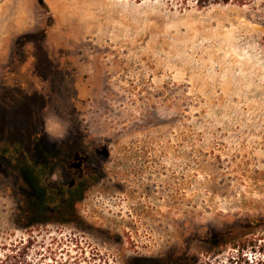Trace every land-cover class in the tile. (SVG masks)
<instances>
[{
  "label": "rangeland",
  "instance_id": "1",
  "mask_svg": "<svg viewBox=\"0 0 264 264\" xmlns=\"http://www.w3.org/2000/svg\"><path fill=\"white\" fill-rule=\"evenodd\" d=\"M42 2L0 0V264L262 260L264 0Z\"/></svg>",
  "mask_w": 264,
  "mask_h": 264
},
{
  "label": "trees",
  "instance_id": "2",
  "mask_svg": "<svg viewBox=\"0 0 264 264\" xmlns=\"http://www.w3.org/2000/svg\"><path fill=\"white\" fill-rule=\"evenodd\" d=\"M164 1L174 2L176 5L180 7H186L191 3V4H194L197 8H206V7L217 6V5L244 6L256 0H164ZM41 4H43V2H41ZM68 189L70 188H66L63 185L56 187L54 189L53 200L51 203L48 204V203L41 202L39 203V205H37V207L39 206L40 208V213L46 214L48 211H50V213L56 214L59 216L63 212H65V210H68L74 205H76L77 202L79 201L78 196L72 193L71 194L72 198H76V199L74 200V199L69 198V194L66 191ZM62 190H63V193L61 192ZM255 264H264V256L262 257V260H259Z\"/></svg>",
  "mask_w": 264,
  "mask_h": 264
},
{
  "label": "flooded vegetation",
  "instance_id": "3",
  "mask_svg": "<svg viewBox=\"0 0 264 264\" xmlns=\"http://www.w3.org/2000/svg\"><path fill=\"white\" fill-rule=\"evenodd\" d=\"M67 192H68V194H69V198H71V199H76V198H72V196H71V194H72V192L70 191V189H68V190H66ZM62 193H63V190L61 191Z\"/></svg>",
  "mask_w": 264,
  "mask_h": 264
},
{
  "label": "water",
  "instance_id": "4",
  "mask_svg": "<svg viewBox=\"0 0 264 264\" xmlns=\"http://www.w3.org/2000/svg\"><path fill=\"white\" fill-rule=\"evenodd\" d=\"M38 2H39V3H41V2H42V0H38Z\"/></svg>",
  "mask_w": 264,
  "mask_h": 264
}]
</instances>
